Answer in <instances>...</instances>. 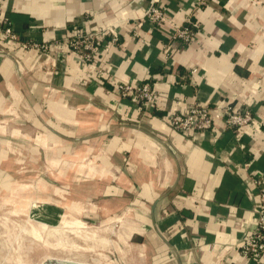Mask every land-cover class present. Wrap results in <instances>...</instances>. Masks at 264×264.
Wrapping results in <instances>:
<instances>
[{"label":"crops","instance_id":"0c3cea01","mask_svg":"<svg viewBox=\"0 0 264 264\" xmlns=\"http://www.w3.org/2000/svg\"><path fill=\"white\" fill-rule=\"evenodd\" d=\"M151 2L0 0L22 39L51 45L13 57L0 46V264H18L11 241L28 229L47 244L21 264H264L237 248L264 185V0H160V30L143 16ZM187 20L191 45H165ZM107 27L90 63L51 44ZM146 82L156 98L141 109L114 92ZM195 102L252 121L174 131L168 115Z\"/></svg>","mask_w":264,"mask_h":264},{"label":"built area","instance_id":"2783aa9c","mask_svg":"<svg viewBox=\"0 0 264 264\" xmlns=\"http://www.w3.org/2000/svg\"><path fill=\"white\" fill-rule=\"evenodd\" d=\"M165 12L166 8L160 3V0H152L143 16L151 27L160 30L161 24L166 19ZM192 25V22L187 20L185 23L172 26L166 33L165 45L176 43L181 47L190 46L194 40ZM108 32L109 28L107 27L77 31L72 35L63 33L51 44L55 48L65 45L81 63H90L95 60L102 46L103 38L108 35ZM117 42L118 38L112 36L111 43ZM49 45L22 39L11 23L0 19V46L4 48L5 56L13 57L11 53L23 55L29 51L47 52L50 51L51 45ZM191 73H196V69H192ZM114 92L121 99L132 100L138 104L140 109L156 98L148 82L117 84L114 87ZM167 120L174 131L182 134H194L209 132L218 122L223 123L228 129L238 130L252 121V115L249 109L235 110L230 104L224 102L215 105V107L195 102L185 112L169 114ZM254 184L260 197V204L255 208L256 219L237 243L239 253L251 261L264 259V185L262 179L254 180Z\"/></svg>","mask_w":264,"mask_h":264},{"label":"rangeland","instance_id":"374dc122","mask_svg":"<svg viewBox=\"0 0 264 264\" xmlns=\"http://www.w3.org/2000/svg\"><path fill=\"white\" fill-rule=\"evenodd\" d=\"M27 233L29 234V236L27 237H20L16 240H12L11 241V247H12V251L13 253L16 252V254H8L7 258L8 259H15V261H17L18 264H21L22 262H27L30 263L32 259V254L29 253V250L27 249V247H30L31 245H33L32 243L36 241L38 242L37 244H44V246H46L47 244V238L46 237H36V238H31V233H30V229L27 230ZM26 233V235H27ZM25 235V234H24ZM9 242V240H8ZM56 243L55 245V250H62V241H55ZM25 249V250H24Z\"/></svg>","mask_w":264,"mask_h":264},{"label":"water","instance_id":"95a60500","mask_svg":"<svg viewBox=\"0 0 264 264\" xmlns=\"http://www.w3.org/2000/svg\"><path fill=\"white\" fill-rule=\"evenodd\" d=\"M43 264H82V263H77L74 261H68L63 259L47 258L44 260Z\"/></svg>","mask_w":264,"mask_h":264}]
</instances>
